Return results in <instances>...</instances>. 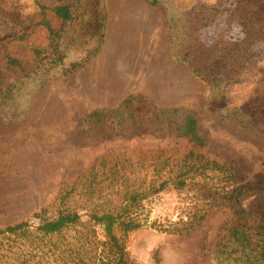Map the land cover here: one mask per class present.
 Returning <instances> with one entry per match:
<instances>
[{
  "label": "trees",
  "instance_id": "1",
  "mask_svg": "<svg viewBox=\"0 0 264 264\" xmlns=\"http://www.w3.org/2000/svg\"><path fill=\"white\" fill-rule=\"evenodd\" d=\"M263 1L231 0L226 22L238 23L241 35L218 36L209 44L200 40L198 31L214 20L218 7L200 6L193 21L180 25L170 13L169 27L178 32L171 55L216 93L253 62L247 44L255 40L264 21V8L259 7ZM146 2L158 5L160 0ZM35 3L38 10L31 20L44 28L47 42L41 46L27 42L25 52L3 49L0 98L12 90L5 81L29 78L63 63L59 53L63 26L78 16L80 8L90 19L98 13L90 0ZM50 16L61 22L59 29ZM27 34L21 29L16 38ZM45 56L49 59L42 62ZM228 112L236 126L264 143V115L236 107ZM82 121L94 138L133 137L138 142L104 150L84 170L62 179L50 199L30 215L0 227V264H140L128 249L131 232L152 228L188 238L215 215L220 220L214 236L200 241L201 260L264 264V181L244 180L243 161L222 158L199 131L192 113L159 107L136 94L115 108L93 109ZM167 191L182 195L177 219L161 215L151 219L154 198Z\"/></svg>",
  "mask_w": 264,
  "mask_h": 264
},
{
  "label": "rangeland",
  "instance_id": "2",
  "mask_svg": "<svg viewBox=\"0 0 264 264\" xmlns=\"http://www.w3.org/2000/svg\"><path fill=\"white\" fill-rule=\"evenodd\" d=\"M92 2L98 13L91 19L81 15L82 7L63 26L59 51L63 63L4 83L12 90L0 98V227L30 215L50 199L62 179L84 170L104 150L136 145L133 137L94 138L82 121L91 110L115 108L136 94L159 107L192 113L199 131L222 158L243 161L244 180L264 181V143L236 126L228 112L236 107L264 115V21L255 40L247 44L253 62L215 93L205 79L171 55L178 32L169 27L168 15H175L180 25L193 21L200 6L213 5L219 11L198 31L200 40L209 44L218 36L239 38L241 26L226 22L231 0ZM259 7L264 8V1ZM37 10L35 0H0V63L4 48L25 52L27 42L35 46L47 42L44 28L31 20ZM50 20L59 29L61 22L53 16ZM21 29L28 34L20 40L16 35ZM69 66L75 67L64 74ZM181 197L174 191L157 195L150 218L176 220ZM219 220V215L213 216L188 238L142 228L129 234L128 249L140 264H205L200 241L214 236Z\"/></svg>",
  "mask_w": 264,
  "mask_h": 264
},
{
  "label": "bare ground",
  "instance_id": "3",
  "mask_svg": "<svg viewBox=\"0 0 264 264\" xmlns=\"http://www.w3.org/2000/svg\"><path fill=\"white\" fill-rule=\"evenodd\" d=\"M119 26V25H118ZM115 33V32H114ZM118 34V33H117ZM119 37V36H118ZM133 41V40H132ZM121 42V41H120Z\"/></svg>",
  "mask_w": 264,
  "mask_h": 264
}]
</instances>
